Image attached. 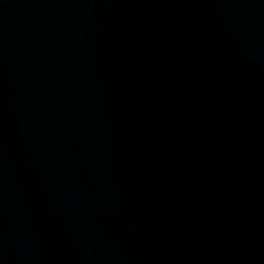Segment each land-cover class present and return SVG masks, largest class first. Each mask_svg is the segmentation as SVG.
I'll return each instance as SVG.
<instances>
[{
    "label": "water",
    "instance_id": "1",
    "mask_svg": "<svg viewBox=\"0 0 264 264\" xmlns=\"http://www.w3.org/2000/svg\"><path fill=\"white\" fill-rule=\"evenodd\" d=\"M0 264H264V0H0Z\"/></svg>",
    "mask_w": 264,
    "mask_h": 264
}]
</instances>
